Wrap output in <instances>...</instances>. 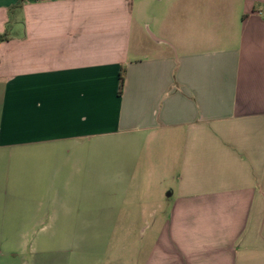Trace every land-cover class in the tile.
<instances>
[{
  "label": "crops",
  "instance_id": "obj_1",
  "mask_svg": "<svg viewBox=\"0 0 264 264\" xmlns=\"http://www.w3.org/2000/svg\"><path fill=\"white\" fill-rule=\"evenodd\" d=\"M184 1L154 34L136 0H0V240L150 220L136 264H264V0Z\"/></svg>",
  "mask_w": 264,
  "mask_h": 264
},
{
  "label": "rangeland",
  "instance_id": "obj_2",
  "mask_svg": "<svg viewBox=\"0 0 264 264\" xmlns=\"http://www.w3.org/2000/svg\"><path fill=\"white\" fill-rule=\"evenodd\" d=\"M172 2L141 0L139 4L136 0V9L143 18L148 19L152 33L157 34L162 29L163 17ZM241 3L237 7L240 8ZM117 194L95 192L90 194L92 196L88 201L93 204L105 202V207L119 205L121 202ZM46 195L48 200L49 193ZM63 220L66 219L55 221L47 217L44 224L31 223L28 235L23 240H0V264H136L139 250L144 249L151 235L159 233L163 227V223L154 225L150 220L132 224H92ZM10 251L17 255H8Z\"/></svg>",
  "mask_w": 264,
  "mask_h": 264
},
{
  "label": "trees",
  "instance_id": "obj_3",
  "mask_svg": "<svg viewBox=\"0 0 264 264\" xmlns=\"http://www.w3.org/2000/svg\"><path fill=\"white\" fill-rule=\"evenodd\" d=\"M8 40V35L7 33L3 34V35H0V45L3 43V42H6ZM124 85H125V75L122 74L121 75V79H120V93H122L123 91V88H124Z\"/></svg>",
  "mask_w": 264,
  "mask_h": 264
}]
</instances>
